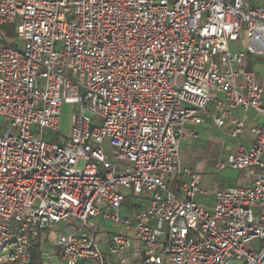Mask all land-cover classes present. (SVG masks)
Returning a JSON list of instances; mask_svg holds the SVG:
<instances>
[{
	"label": "built area",
	"instance_id": "obj_1",
	"mask_svg": "<svg viewBox=\"0 0 264 264\" xmlns=\"http://www.w3.org/2000/svg\"><path fill=\"white\" fill-rule=\"evenodd\" d=\"M18 21L16 46L0 29V264H31L43 238L62 252L49 264H264L246 249L264 238V2L0 0V26ZM64 105L67 138L49 142ZM249 111V147L215 165L245 184L203 206L186 128L238 139ZM100 221L124 230L105 250Z\"/></svg>",
	"mask_w": 264,
	"mask_h": 264
},
{
	"label": "crops",
	"instance_id": "obj_2",
	"mask_svg": "<svg viewBox=\"0 0 264 264\" xmlns=\"http://www.w3.org/2000/svg\"><path fill=\"white\" fill-rule=\"evenodd\" d=\"M254 68L260 76H264L260 65ZM210 111L213 115L215 114L214 107H211ZM236 115L240 118L245 117L247 119V130L240 138H231L228 135L229 127L220 128L209 118L199 126L189 125L186 128V136L181 144L182 162L194 169H199L203 174L201 187L207 194L199 197L197 201L208 208L214 205L213 192L215 190L223 187L243 186L245 184L244 174L239 171L226 169L218 172L215 170L216 163L224 160L229 152L236 150L238 147H249V130L261 121L253 111H249L246 114L237 113ZM191 131L197 132L198 137L196 139L190 137ZM114 231L124 230L113 223L99 222L100 241L104 250L106 249L108 234ZM46 241V238L40 241L42 247ZM44 256L45 254L42 248V262L43 264H47L43 259ZM106 264H113L109 257H106Z\"/></svg>",
	"mask_w": 264,
	"mask_h": 264
},
{
	"label": "rangeland",
	"instance_id": "obj_3",
	"mask_svg": "<svg viewBox=\"0 0 264 264\" xmlns=\"http://www.w3.org/2000/svg\"><path fill=\"white\" fill-rule=\"evenodd\" d=\"M264 2V0H260V3L262 4ZM18 22H15L13 24H3L0 26V29L2 31V33L5 34V36L7 37L8 40L12 41V44H14V46H16L14 42V40L17 39V28H18ZM247 38L245 33L242 34V37L239 41V43H237L236 45L239 46V48L241 50H245L247 47ZM230 48L231 50L234 51L235 47H234V43L230 44ZM74 106L71 105H64L62 107V112H61V123H60V129L59 132L56 134L50 133L47 137V141H51L53 143H58V144H63V138H67V134L70 130V121H71V117L72 114L74 113ZM1 121V120H0ZM84 167V161H80L78 168L79 169H83ZM181 182H182V177H176L174 179H172V186L171 189L173 191V193L175 195H179L180 193V187H181ZM110 224H112L111 222H108ZM44 233H48V231H44ZM40 241L38 240L37 243H39ZM247 250L250 251H255L258 252L260 250L264 249V238L263 239H259L256 240L254 243L249 244L246 247ZM43 251L45 256H57L59 261L62 260V252L60 248H57L55 246V243H53L52 241H46L44 242L43 245ZM59 261L57 260L56 263L53 264H59ZM49 264V263H47ZM236 264H243V262H237Z\"/></svg>",
	"mask_w": 264,
	"mask_h": 264
},
{
	"label": "trees",
	"instance_id": "obj_4",
	"mask_svg": "<svg viewBox=\"0 0 264 264\" xmlns=\"http://www.w3.org/2000/svg\"><path fill=\"white\" fill-rule=\"evenodd\" d=\"M42 245L41 242L35 243L31 247V264H43L42 262Z\"/></svg>",
	"mask_w": 264,
	"mask_h": 264
}]
</instances>
